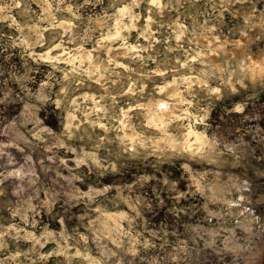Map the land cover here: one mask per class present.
<instances>
[{"label": "rangeland", "instance_id": "obj_1", "mask_svg": "<svg viewBox=\"0 0 264 264\" xmlns=\"http://www.w3.org/2000/svg\"><path fill=\"white\" fill-rule=\"evenodd\" d=\"M0 264H264V0H0Z\"/></svg>", "mask_w": 264, "mask_h": 264}, {"label": "bare ground", "instance_id": "obj_2", "mask_svg": "<svg viewBox=\"0 0 264 264\" xmlns=\"http://www.w3.org/2000/svg\"><path fill=\"white\" fill-rule=\"evenodd\" d=\"M201 133V132H200ZM190 137V136H189Z\"/></svg>", "mask_w": 264, "mask_h": 264}]
</instances>
